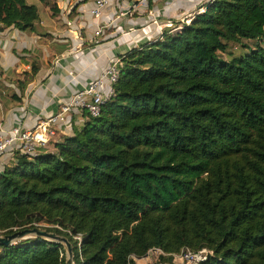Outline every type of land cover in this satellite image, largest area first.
I'll return each mask as SVG.
<instances>
[{
	"label": "trees",
	"instance_id": "1",
	"mask_svg": "<svg viewBox=\"0 0 264 264\" xmlns=\"http://www.w3.org/2000/svg\"><path fill=\"white\" fill-rule=\"evenodd\" d=\"M38 23L33 2L0 0L2 26ZM241 39L264 41V0H207L120 54L96 115L34 154L12 152L0 233L64 234L73 264H134L150 248L172 263L201 247L198 264H264V44L226 52ZM63 263L43 238L0 246V264Z\"/></svg>",
	"mask_w": 264,
	"mask_h": 264
},
{
	"label": "crops",
	"instance_id": "2",
	"mask_svg": "<svg viewBox=\"0 0 264 264\" xmlns=\"http://www.w3.org/2000/svg\"><path fill=\"white\" fill-rule=\"evenodd\" d=\"M28 1L37 7L40 32L0 24L2 129L21 114L27 126L48 116L97 77L110 59L157 38L166 21H188L207 0H107L98 16L89 13L92 0H51L55 11L42 1ZM98 25L102 27L95 34ZM82 120V114L72 113L65 134ZM10 159L9 152H0V170Z\"/></svg>",
	"mask_w": 264,
	"mask_h": 264
},
{
	"label": "built area",
	"instance_id": "3",
	"mask_svg": "<svg viewBox=\"0 0 264 264\" xmlns=\"http://www.w3.org/2000/svg\"><path fill=\"white\" fill-rule=\"evenodd\" d=\"M137 1L140 4L147 2V0ZM106 2L107 0H92L89 13L98 16ZM163 24L168 27L171 22L166 21ZM101 27L102 25H98L94 33H99ZM118 63V58L110 59L97 77L86 82L81 88L76 89L68 100L58 103V107L54 112L37 119L33 125H24L23 114H21L16 116L10 127L7 129L0 128V152L6 151L11 155L13 151L34 154L40 147L53 141L59 133L65 134L72 113L81 115L83 111H86L90 115H96L100 104L107 99L112 91L111 83L116 78ZM75 237L78 238L79 236ZM208 253H210V250L206 247L197 250L181 248L178 253L172 255L184 260L185 264H198Z\"/></svg>",
	"mask_w": 264,
	"mask_h": 264
},
{
	"label": "water",
	"instance_id": "4",
	"mask_svg": "<svg viewBox=\"0 0 264 264\" xmlns=\"http://www.w3.org/2000/svg\"><path fill=\"white\" fill-rule=\"evenodd\" d=\"M28 237H39L49 241L59 243L64 251V263L73 264L72 245L64 234L48 230L41 225L24 226L11 230L10 232L0 233V246L11 245L21 239ZM144 264H172L168 261H153Z\"/></svg>",
	"mask_w": 264,
	"mask_h": 264
},
{
	"label": "rangeland",
	"instance_id": "5",
	"mask_svg": "<svg viewBox=\"0 0 264 264\" xmlns=\"http://www.w3.org/2000/svg\"><path fill=\"white\" fill-rule=\"evenodd\" d=\"M33 1V0H31ZM261 43L264 44V41L260 39H241L240 42H229L227 47H226V52H229L231 54H239L241 52H244L246 47H244L242 44L246 43L249 46L254 45L255 43ZM226 52H220L219 54L223 57H228V54ZM75 236H79L76 238ZM73 238L78 242L80 240V235L78 233L73 235ZM179 252V251H178ZM176 252V253H178ZM159 254H165V252H161L158 248H150L147 250V252L140 256V257H133L134 259V264H144L147 262H153V261H158L159 259ZM171 262L172 264H185L184 260L180 259L178 256H171Z\"/></svg>",
	"mask_w": 264,
	"mask_h": 264
}]
</instances>
